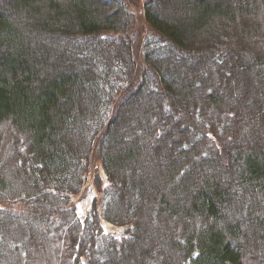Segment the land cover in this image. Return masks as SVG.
Returning <instances> with one entry per match:
<instances>
[{
    "label": "trees",
    "instance_id": "1",
    "mask_svg": "<svg viewBox=\"0 0 264 264\" xmlns=\"http://www.w3.org/2000/svg\"><path fill=\"white\" fill-rule=\"evenodd\" d=\"M143 18L139 62L121 0H0V264H264V0Z\"/></svg>",
    "mask_w": 264,
    "mask_h": 264
},
{
    "label": "rangeland",
    "instance_id": "2",
    "mask_svg": "<svg viewBox=\"0 0 264 264\" xmlns=\"http://www.w3.org/2000/svg\"><path fill=\"white\" fill-rule=\"evenodd\" d=\"M125 6L133 14V28L129 33V39L133 44V56L137 61L142 60L143 46L147 41L156 37L155 33L148 27L143 18V5L148 0H121ZM100 179V188L105 185V179L100 163L95 154L92 155L89 161V173L86 182L80 193L73 198V205L80 216H85L91 208L92 203H96L97 214L100 213L102 203L100 201L101 191L98 190V185L94 183V177ZM105 230L118 232V229L103 224Z\"/></svg>",
    "mask_w": 264,
    "mask_h": 264
}]
</instances>
